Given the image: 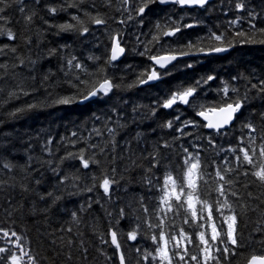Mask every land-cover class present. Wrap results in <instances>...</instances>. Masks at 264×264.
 <instances>
[{
  "label": "trees",
  "instance_id": "obj_1",
  "mask_svg": "<svg viewBox=\"0 0 264 264\" xmlns=\"http://www.w3.org/2000/svg\"><path fill=\"white\" fill-rule=\"evenodd\" d=\"M239 2L240 0H212L203 8L181 7L177 4L160 5L156 2L149 4L143 16H138L131 10V5L125 6L121 0H112L110 7L106 6L105 0H85L79 8L67 7L72 0H40L39 5L33 4L32 0H25L26 11L29 14L31 11L37 13L31 25H25L15 5L9 8L7 15L11 17V23L7 26L16 34L17 39L10 41L6 36H0V46L7 44L15 47L17 51H9L6 56H0V62L9 66L7 75L0 80V88L3 89L0 93V156L4 162H11L17 167L13 173L0 171V178L14 177L17 184L28 182L25 180L26 173L21 169L27 167L28 158L32 157L33 168L39 169L34 175L39 178L40 173H43V182L39 186L34 183L31 186L39 193L55 191L62 195L63 199L57 205L59 211L45 213L42 211L45 203L39 200L36 192H21L17 187L13 196L16 205L22 204L23 209L9 218L4 213V208L8 207L7 203L0 200L3 205L0 207V221L3 222L4 228H14L30 241L33 255L37 256L42 264H65V255L58 254L64 249L61 237L64 240L72 237L76 241L70 264H118V259L113 256L114 246L101 242V236L105 240L110 239V226L118 233L128 264H137L139 257L135 251L136 247L153 251L155 244L149 237L153 231H158H149L143 222L137 219L141 215L137 211V201L143 196L151 208L160 196L155 188L149 190L144 182L148 161L142 157H147L153 152L158 143L169 142L171 148L161 149V152L171 157L170 162H165V167L173 169L175 175L182 163L183 148L188 147L190 151L195 152L196 148L192 145L200 144L204 146L201 157L206 162L205 167L208 172H213V168L208 165L215 160L218 165L223 166L222 158H231L230 152L221 149L226 150L230 145H236L238 137L246 131L242 128L244 122L250 120L258 129L264 127V121L260 118V113L264 112V93L250 89L251 84L264 80V44L258 42L264 39V34L258 31L264 28V0H243L245 8L242 11L236 8ZM93 3L95 8L92 7ZM48 6H64L66 10L52 15L47 10ZM125 7H128L129 11H124ZM80 9L93 14L98 11L108 18V23L93 25ZM250 13L252 15H249ZM74 14L80 15L90 28L88 34L81 36L77 32H58L56 27L49 26L70 21ZM129 14L133 17L131 20L127 19ZM181 15L184 20L179 24L192 27H182L181 31L172 37L161 36L159 43L153 40L154 36L159 35L157 24L164 26L166 30L170 25L169 18L177 19ZM252 16L256 18L252 19ZM120 20H126V23L120 24ZM234 20H238V23L232 24ZM252 23L256 25V29H252ZM237 32H244L246 36H237ZM116 33L122 34L121 44L125 53L120 60L109 65L106 61L111 47L110 36ZM212 33L223 34L225 41L210 39ZM29 36L32 38L30 46L25 43V38ZM190 42L195 46L187 47ZM146 46L151 49L149 55L164 53L161 52L162 47L164 51L171 49L176 54L180 51L188 54L177 58L166 68L157 69L162 74L159 80L140 85L138 79L141 74L150 71L153 65L147 55L139 54L145 51ZM212 46L227 47L228 51L208 53ZM201 47L205 52L198 51ZM17 57L25 63L22 67L13 69L12 65L18 64ZM72 57L81 62L87 71L70 69L66 62ZM99 68H103L104 72L97 71ZM209 75L215 79L201 84L193 101L195 105H212L219 102L222 98L219 90L225 82L230 87L238 88L240 96L245 92L249 95L241 113L237 114V120L227 129V134L214 135L217 144L215 149L208 147L206 138L210 130L206 128L188 127L185 132L192 133L190 136H181L176 131L183 126L182 121L201 120L195 114L198 107L183 104L174 105L172 109L157 107L178 87L192 86ZM77 76L89 83L81 84L79 89L73 87L72 85L77 83ZM104 76L119 87L114 88L108 95L100 94L89 101L81 102L82 95L97 87ZM233 77L239 79L233 80ZM17 85L30 95H20L19 98L3 103L10 91H19ZM63 97L71 98L72 102L55 103ZM28 104H35L36 107L16 116L9 115L17 107L26 108ZM177 116L180 120H176ZM169 120L175 121L174 127H162ZM109 128L114 130L115 135L108 132ZM97 132L100 135H97ZM92 144L105 147L104 155H101L98 149L95 150L97 158L101 159L106 168H116V179L119 183L114 185L111 201L99 187L92 192L83 190L92 186V174L100 177V169L95 166L82 169L76 160L60 164V157L69 152L78 153L82 148L88 149L86 155H91L94 150L89 146ZM130 156L143 167H133ZM47 161L59 165L64 174L80 175L82 179L78 182L79 190L70 184L58 185ZM154 171L157 176L162 177L164 169ZM247 179L241 176V184L246 183ZM239 190L244 199H247V191L264 199V187L256 184L250 185L247 190L243 187ZM212 199H215L214 193ZM97 200L99 203L95 202ZM89 202L92 204L90 208ZM254 203H259V200ZM120 208H124L127 213L124 218L119 216ZM73 211L77 212L80 218L78 225L72 222ZM214 216L218 214L214 212ZM259 219H262L260 213L252 211L240 218L238 229L245 247L238 249V255L231 258V264H246L252 254L261 253V245L250 242V237L256 240L260 238L254 231ZM12 220L15 221L14 224L11 223ZM167 221L174 224V227L166 226V231L178 232L183 228L186 233L193 234L195 242V232L198 229L191 224H185L183 215L173 217L169 213ZM217 223L219 224V220ZM137 224H140L141 235L135 242L127 240L128 232L136 228ZM68 227L73 228L72 233L62 231ZM224 227L226 228V225ZM77 231L83 235L77 236ZM81 239L88 249L86 260L77 251ZM53 240L56 241L55 245ZM189 247L190 251L197 252L194 245ZM110 256L112 259L108 260L107 257Z\"/></svg>",
  "mask_w": 264,
  "mask_h": 264
},
{
  "label": "snow or ice",
  "instance_id": "obj_2",
  "mask_svg": "<svg viewBox=\"0 0 264 264\" xmlns=\"http://www.w3.org/2000/svg\"><path fill=\"white\" fill-rule=\"evenodd\" d=\"M84 2L85 0H72V3L68 4L67 7L79 8V5ZM156 2L160 4L174 3L180 6H199L203 8L209 3V0H139L138 4L137 0H121L123 5H131V10L135 11L138 16H143L149 4ZM32 3L39 5L40 0H32ZM105 3L106 6L110 7L112 0H105ZM14 5L16 10L22 15L25 25H31L37 15L35 11H31L30 14L26 11L27 4L25 0H0V36H6L10 41H15L17 39L16 34L7 26L11 23V17L7 15V12L9 8H12ZM92 7L95 8V3L92 4ZM236 8L240 11L244 10L245 4L243 0H240V2L236 4ZM47 10L50 14L56 15L59 11H65L66 8L64 6L59 8L48 6ZM80 11H83V15L86 16L93 25L101 26L108 23V18L98 11L95 12V14L83 9H80ZM124 11H129V8L125 7ZM249 15L252 14L250 13ZM132 18L131 14L127 17L128 20ZM255 18V16H252V19ZM45 23H47V21ZM119 23L124 24L126 20H120ZM231 23L236 24L238 20H234ZM49 26L56 27L58 32H77L81 36L90 32V28L85 24L81 16L75 14L71 16L70 21ZM182 27H192V25L173 23L167 26L165 30L164 26L157 24L156 28L159 35L154 36L153 40L159 43L161 36H175L176 33L181 31ZM251 27L252 29H256L254 23L251 24ZM258 31L264 34V28H260ZM236 35L246 36L244 32H237ZM110 39V56L106 61L109 65L125 52V48L121 46V33L111 35ZM210 39L223 42L225 41V36L223 34L212 33ZM246 42L257 41L246 40ZM258 42L264 44V39ZM25 43L30 46L32 44V38L30 36L26 37ZM194 46L195 45L191 42L187 45L189 48ZM9 51L16 53L17 49L7 44L0 46V56H6ZM198 51L203 53L205 49L201 47ZM226 51H228V48L222 46H212L208 49L210 53H221ZM150 52L151 49L146 46L145 51L139 53L140 55H147L148 59L153 62L151 70L142 73L141 78L138 79V84L140 85L159 80L162 74L157 70L156 66L162 69L166 68L169 63L178 58L174 51L171 49L164 51L163 47L161 48V52H164V54L158 52L157 54L149 55ZM187 54L188 53L184 51L179 52L180 56ZM90 59L99 58L90 57ZM17 60L18 64L12 65L13 69L22 67L25 63V61L19 57H17ZM66 63L70 69L87 71L85 66L77 61L75 57L67 60ZM188 66L191 67V65ZM0 70H2V73H0V80H2L9 70L8 64L0 62ZM97 71L102 73L104 69L99 68ZM214 79V76L209 75L206 79L196 81L192 86H180L168 98L164 99L161 104L157 105V107H163L164 109H172L173 106L177 104H183L193 108L198 107L195 114L200 117L201 120L182 121L183 126L177 128L176 131H178L181 136H190L192 133L185 132L186 128H206L210 130L206 139L208 147L212 149L217 147L216 141L213 138L214 135L222 136L227 134V129L233 126V122L237 120V114L241 113V110L249 99L248 92L240 96L238 88L230 87L229 84L225 82L223 87L219 90L222 97L219 102L212 105H195L193 101L198 88L202 83L207 84ZM232 79L236 80L239 79V77H233ZM76 81L77 83H74L72 86L77 89H79L81 84L86 85L89 83L86 80H81L79 76L76 77ZM116 87H119V85H114L111 79L104 76L102 81L98 82V87H93L82 95L81 102L100 94L108 95ZM17 88L19 91H10L7 99L3 100V103H7L8 100L13 98H19L20 95H30L29 92L25 91L19 85H17ZM250 89H256L260 93H264V80H260L258 84H251ZM2 92L3 89L0 88V93ZM230 93H232V95H230ZM71 102V98L67 97L59 98L55 101L57 104H69ZM35 107V104H28L26 108L17 107L13 112H10L9 115L16 116L21 112L32 110ZM153 114L155 113L153 112ZM260 118L264 121V112L260 113ZM176 120H180V117L177 116ZM174 124V120H169L162 125V127L171 129L174 127ZM242 128L246 131L238 137L236 145H230L226 150L221 149L222 151L230 152L232 154L231 158H222L224 162L223 166L218 165L215 160L212 161L211 165H208V167L213 168V172H208L205 167L206 162L201 157L204 146L200 144L192 145V147L196 148L195 152L190 151L188 147L183 148L184 156L182 158V163L179 171H177L175 175L173 174V169L165 167V162H170L171 157L161 152V149L171 148L169 142L164 141L163 143H158L153 152L149 153L147 157H142V159H147L148 161V166L145 168L144 182L149 190L155 188L160 193V196L158 202L151 208L145 202L143 196L137 201L139 204L137 211L141 213L137 219L141 220L149 231L153 229L158 230L153 231L149 237L153 244H155L153 251H147L136 247L135 251L139 257L137 264H141V262H143V264H231V258L238 255V249L245 247L242 243L238 224L240 218L247 215L249 211L259 212L262 217V219L257 220V227L254 229V231L259 234L260 238L256 240L250 237V242L260 244L262 250L260 254H252L247 259L246 264H264V227L261 226L264 225V207H262V205H264V199L253 196L251 191H247V199H244L239 190L240 187L247 190L252 184L264 187V127L258 129L256 124L249 120L242 124ZM108 132L115 135L114 130L111 128L108 129ZM97 135H100V133L97 132ZM49 143H51V141H49ZM89 147L94 150L91 155H86L85 153L88 149L82 148L78 153L69 152L64 157H60V164L62 165L65 161L76 160L79 161L80 168L82 169H91L93 166L100 169V177L92 174L90 177L92 186L83 190L92 192L96 187H99L102 189L104 196L111 201L112 194L115 190L114 185L119 183L116 179V168H106L101 159L97 158L95 150L98 149L99 153L104 155L105 147L97 144H92ZM129 160L133 167H143L137 160L132 159L131 156ZM46 163L56 177L58 185L66 186L70 184L73 188L79 190L78 182L82 179L80 175L73 174L70 176L64 174L63 169L60 168L59 165H53L52 161H47ZM16 167L17 166L11 162H4L3 157L0 156V171L7 170L9 173H13ZM156 169H164L162 177L157 176L154 171ZM21 170L26 173L25 180L28 182L17 184L14 177H9V179L0 178V200L7 203L8 207L4 208V213L9 218H12L17 211L23 209L22 204L19 206L16 205L13 196V192L17 187L21 192H36V189L31 185L34 183L39 186L43 182V173H40L39 178L34 175V173L39 172V169L33 168L32 157L28 158L27 167ZM77 172H79V169H77ZM241 176L248 178L246 183L241 184ZM97 180H99V184H97ZM213 193L215 194V199H212ZM36 195L39 200L45 203V208L42 210L43 212L47 213L52 210L59 211L57 205L59 201L63 199L62 195L57 194L55 191H45L43 193L36 192ZM257 200H259V203H254V201ZM95 202L99 203V200ZM91 206L92 204L89 202L88 207L90 208ZM0 207H3V205L0 204ZM214 212L217 213L218 216H214ZM169 213H171L173 217L183 215V222L185 224H191V226L198 229V231L195 232V242L193 241V234L186 233L183 228H180L178 232L166 231V226L168 228L174 227V224H169L167 221ZM108 215H111V213H108ZM126 215L125 209L120 208V218H124ZM71 218L74 224L78 225L80 223L77 212L73 211L71 213ZM217 220H219V224ZM2 223L3 222L0 221V242H2L0 243V264H42V261L37 256L33 255L30 241H28L22 233H18L14 228H4ZM11 223L14 224L15 221L12 220ZM225 225L226 228L224 227ZM62 231L72 233L73 228L68 227L62 229ZM76 235L82 236L83 233L77 231ZM139 235H141L140 224H137L136 228L128 232L127 240L135 242ZM108 236L110 237L108 240H105L103 236H101V242L114 246L113 256L118 259V264H128L125 252L122 250L121 242L118 239V233L113 230L111 226L108 230ZM61 240L64 244V249H61L58 254H64L65 264H70L73 260L72 250L75 247L76 241L72 237H69L67 240L61 237ZM52 243L55 245L56 241L53 240ZM192 245L195 246L197 252L190 251L189 246ZM77 251L84 260L87 259L88 249L84 245L82 239L80 240V247ZM107 259L111 260L112 257H107Z\"/></svg>",
  "mask_w": 264,
  "mask_h": 264
},
{
  "label": "water",
  "instance_id": "obj_3",
  "mask_svg": "<svg viewBox=\"0 0 264 264\" xmlns=\"http://www.w3.org/2000/svg\"><path fill=\"white\" fill-rule=\"evenodd\" d=\"M210 1H212V0H209V2ZM158 4H160L159 2H157ZM170 4H174V3H168V4H160V5H170ZM180 6V5H179ZM182 7H199V6H182ZM121 46L122 47H124L122 44H121ZM111 48V47H110ZM125 53V52H124ZM124 53L122 54V55H120L119 56V58L116 60V61H118V60H120L121 59V57L124 55ZM210 53V52H209ZM160 54H164V53H160ZM109 56H110V52H109ZM177 56H178V58H180L181 56L179 55V54H177ZM174 61H172L171 63H173ZM171 63H169V64H171ZM156 67H158L159 68V66H156ZM154 81H150L149 83H147V84H150V83H153ZM143 85H145V84H143ZM98 87V86H97ZM94 97H92V98H90L89 100H91V99H93ZM89 100H86V101H89ZM86 101H83V103L84 102H86ZM200 118V117H199Z\"/></svg>",
  "mask_w": 264,
  "mask_h": 264
},
{
  "label": "rangeland",
  "instance_id": "obj_4",
  "mask_svg": "<svg viewBox=\"0 0 264 264\" xmlns=\"http://www.w3.org/2000/svg\"><path fill=\"white\" fill-rule=\"evenodd\" d=\"M183 20H184V18H182V15L181 16H178L177 19L175 17L169 18L170 24H173V23L179 24Z\"/></svg>",
  "mask_w": 264,
  "mask_h": 264
}]
</instances>
